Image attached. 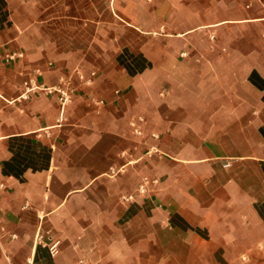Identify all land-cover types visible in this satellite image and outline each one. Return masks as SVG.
<instances>
[{"label":"crops","instance_id":"crops-1","mask_svg":"<svg viewBox=\"0 0 264 264\" xmlns=\"http://www.w3.org/2000/svg\"><path fill=\"white\" fill-rule=\"evenodd\" d=\"M0 183V264H264V0H0Z\"/></svg>","mask_w":264,"mask_h":264},{"label":"built area","instance_id":"built-area-1","mask_svg":"<svg viewBox=\"0 0 264 264\" xmlns=\"http://www.w3.org/2000/svg\"><path fill=\"white\" fill-rule=\"evenodd\" d=\"M24 56V53L21 51H15L12 53H7L5 55V60L7 62L9 61H13L17 58H22ZM95 74V73H92ZM83 77V76H81ZM92 81L91 78L86 79L87 83H90ZM39 91H44L46 94L49 95H56L61 103L63 105L67 104L68 102L71 101L72 96H73V86L70 83V80L66 79V78H61L60 82L58 84L52 85V86H48V85H44L38 82V80L35 77H30L29 79H27L25 81V91L22 94L23 98H29L32 94L37 93ZM140 120H143L142 118H140ZM133 125L136 126V123H134ZM138 130V129H137ZM158 152V149H156L155 147H153L152 149H150L148 151V154H150L151 156ZM230 165V161H226L224 163V166H229ZM154 183H158V179H153L152 180ZM151 183V179L147 176H145L142 180V183L140 184L139 188H138V193L137 194H128V195H122V199L124 201H133L136 199V197L139 194H147L149 192V185ZM6 187L5 183H0V195H1V190L4 189ZM17 235L15 233H12L4 224L3 222V218L0 214V239L1 238H15ZM50 246V250L53 256H55L56 254H58L59 252V242L58 241H54L52 244L49 245Z\"/></svg>","mask_w":264,"mask_h":264}]
</instances>
